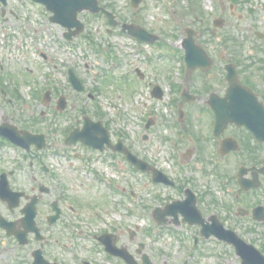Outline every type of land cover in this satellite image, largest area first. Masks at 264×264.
I'll return each instance as SVG.
<instances>
[{
  "label": "rangeland",
  "instance_id": "rangeland-1",
  "mask_svg": "<svg viewBox=\"0 0 264 264\" xmlns=\"http://www.w3.org/2000/svg\"><path fill=\"white\" fill-rule=\"evenodd\" d=\"M105 1L116 11L119 20L131 22L129 0ZM232 1L194 0L195 3L202 4V14L200 11L197 13V9L192 10L191 0H143L145 22L163 39L175 38L177 31L175 22L180 21L179 24L185 27L193 26L205 31L209 37L208 43H211L212 47L222 45V42L218 41L221 39L230 42L231 59L241 65L242 77L252 79L255 84H263L264 40L260 41L255 35L256 32L264 33V0H236L238 2L236 10L244 15L243 21L230 15L229 6ZM50 16L51 14L42 6L34 5L30 1L17 0H10L5 15H2L0 4V79L7 92L4 95L6 104L3 105L0 120L9 118L22 129L46 135L50 148L41 156L42 162L54 171L60 189L64 190L66 186L71 195L76 193L86 200L87 203L82 206L85 218L96 219L95 221L100 224L96 223L95 227L103 231L116 230L111 225H115V222L120 223L116 228L121 226L126 229L123 226H130L131 234L133 233L131 253L139 264L143 255H147L152 264H184L188 260L184 248L179 246L174 235L167 232L161 235L154 249L148 248L149 224L143 214L138 211L135 204L133 206L132 201L130 204L127 198L109 196L106 190H103V185L94 180L90 168L102 169L109 165L108 170L105 169L123 187L131 188L136 201L141 205L158 204L159 199L165 200L167 193L163 187L151 184L146 174L128 166L122 156L113 159L107 155L100 159L93 153L90 160L82 161L74 157L78 154L84 155L82 146H71L66 148V151L74 162L75 169L69 168L70 164H67L63 157L53 156V148H58L54 144L60 141L62 151L66 139L65 131L76 126L70 116L80 118L77 126H81L83 109L93 119L96 113L92 103H86L87 95L76 93L68 83L65 71L69 68H72L84 82L87 92L97 96L101 112L105 115L103 120L112 126L114 135L121 134L125 144L141 159L152 161L158 168L192 181L203 194L202 207L206 215L211 214L209 208H216L227 228L236 231L245 241L264 253V223H256L251 218H238L234 214L238 207L251 210L256 203L260 205L264 190L247 199L241 197L240 206L234 205L230 197L223 195L214 165L205 162L199 148L197 154L189 161L190 165L180 167L181 159L176 157L173 146L179 145L180 140L178 131L171 127L172 116L167 103L152 99L145 82L138 79L137 89L145 97L135 95L131 90L133 64L135 66L137 64L141 70L144 69L148 78L146 82L152 85L157 80L164 84L171 80L169 74L172 73L173 65L164 60L159 61L156 56L153 63L147 64L143 55H132L128 47L129 41L125 37L117 33L109 35L105 21L93 18L88 13H83L80 17L86 25L85 32L73 41L67 42L65 30L52 24ZM215 19H224L227 25L222 29L215 28L213 25ZM212 37H215L214 41ZM158 46L153 50L161 49ZM13 84L19 85L21 98L14 94ZM47 90H51L53 97L50 106L42 103ZM61 96L67 99L68 106L65 111L58 112L56 103ZM148 122L155 124L149 131L145 129ZM195 129L198 135L207 134L205 127L202 130L201 126L197 125ZM146 136L147 141L144 140ZM205 141L204 145L207 146L210 157L211 147ZM179 146L182 147V152L194 151L196 147L192 142L189 143L188 139ZM0 154L3 162L1 165L8 170L16 162L21 161V155L17 150L2 149ZM81 161H92L93 164ZM216 164L227 167L225 160ZM23 165L20 177L25 179L24 170L29 166V162ZM39 168H36L35 173L43 177L44 174ZM232 170L233 168L230 169ZM205 171L209 174H205ZM209 191L212 195L208 193ZM175 194L172 192L169 196L174 198ZM214 197L217 199L215 204L211 202ZM96 203H100L101 207L96 208ZM224 203L233 205L232 213L231 210L223 208ZM110 226L113 230L109 229ZM210 240H201L198 253L189 259L187 264H241L233 248L218 244L215 239ZM140 245L144 248L141 249ZM139 250L141 254H138Z\"/></svg>",
  "mask_w": 264,
  "mask_h": 264
},
{
  "label": "flooded vegetation",
  "instance_id": "flooded-vegetation-1",
  "mask_svg": "<svg viewBox=\"0 0 264 264\" xmlns=\"http://www.w3.org/2000/svg\"><path fill=\"white\" fill-rule=\"evenodd\" d=\"M143 6L144 3L140 8L131 11V25L147 27ZM230 55V49L222 52V58L226 61ZM228 64L230 62L226 63V65ZM238 73L241 81L237 84L238 89L236 90L231 89L232 83L229 82L228 73L222 65L216 66L214 73L209 75L211 80L209 83L198 82V86H201V88H197L195 91L197 94L194 95L199 98L200 101H198L203 105H200L197 109L198 113H191V118H200L203 122H205L204 118L207 119V124L205 123L204 125L208 130L207 132L214 134L216 126L215 112L212 107H209V103L210 106L212 101L217 104L221 98H225L227 102L226 110L228 114L225 116L226 119L231 117V112L234 110L230 103L232 101L243 102L248 105L247 110L250 112V117L257 121V126L261 129V132L264 131V114L258 111L256 103L250 97L251 94L255 95L259 102L264 105V83L255 84L256 82L252 81V79H244L241 67L238 69ZM174 94L178 96V88ZM181 98L178 97V100L181 101ZM194 105L190 104L187 106L193 107ZM223 142L226 150L233 149L235 142L239 144L238 151L230 152L226 158L220 157L227 162L228 167L231 168L234 165V171L237 170L236 174L242 167L250 168L255 166L260 168L263 166L264 143L256 140L245 127L229 124L224 132L217 139L209 141V144L211 148H216L217 146L219 149ZM193 143L196 145L194 152H197L199 148L197 141L194 140ZM182 158L185 159L187 156ZM225 168L227 169L226 166ZM41 181V178H33L31 188L26 187L25 190L16 189L18 192H24L18 201L16 209L11 210L9 204L2 202L4 204V220L8 222L7 224H12V226H10L9 230L0 229V264H35L36 262L37 264H45L37 255L40 251H42L43 258L50 264H77L79 260H82L83 264H117L120 262L118 258H113L107 254L101 240L105 238V235L114 233L97 229L94 222H90L88 227L85 226L84 223L88 219L84 216L82 206L87 203L86 200L82 199L78 194H68L67 188L66 193H57L54 188H45ZM184 181L189 185L191 184L188 179H184ZM234 181L238 185L236 178ZM11 183L13 186L16 185L17 179L12 177ZM25 185L27 184L25 183ZM172 188L177 189L178 194L184 196L181 193L182 188L180 186L175 184ZM197 195V204H199V194ZM183 199L180 198L181 201ZM32 203L35 208V216L31 227L25 225L26 215L24 211L30 204L32 206ZM58 211L59 218L53 222V218L57 216ZM111 225L117 231L115 232L118 237L117 246L122 244V247L130 251V229H128L127 235L123 233V237H120L119 227L116 228L117 225ZM112 226L109 229L113 230ZM8 231L19 236L26 234L27 244H21L17 236L9 237ZM88 243L94 244L96 248H90L87 245Z\"/></svg>",
  "mask_w": 264,
  "mask_h": 264
},
{
  "label": "water",
  "instance_id": "water-1",
  "mask_svg": "<svg viewBox=\"0 0 264 264\" xmlns=\"http://www.w3.org/2000/svg\"><path fill=\"white\" fill-rule=\"evenodd\" d=\"M34 1L44 4L49 11L54 13V16L51 19L52 22L60 24L63 27L68 28L69 30H72L73 28H77V33L81 32L83 29V25L80 23V21L77 18L79 12H82L84 10L99 12L101 10L98 7L97 0H34ZM105 13L109 16V18H111V15L109 13L107 12ZM77 33L73 32L72 34H77ZM72 81L75 85L78 84L77 79L74 76H72ZM8 136L10 138H13L11 134H8ZM36 138L37 137H35V139ZM81 140L83 141L84 139L81 138ZM43 146L44 145H40V147ZM129 157L133 162H135V164L139 168L144 169L143 165L139 161H137L136 158L132 156ZM235 242L239 252H241L243 258L245 259L244 264H249V258H253L255 255L261 258V256H259L257 253L254 252V249L252 247H247L244 243L239 241H235ZM261 260L264 261V258L263 259L261 258Z\"/></svg>",
  "mask_w": 264,
  "mask_h": 264
}]
</instances>
